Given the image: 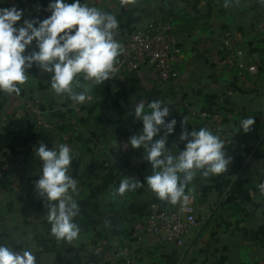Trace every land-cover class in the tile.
Instances as JSON below:
<instances>
[{"label": "crops", "instance_id": "crops-1", "mask_svg": "<svg viewBox=\"0 0 264 264\" xmlns=\"http://www.w3.org/2000/svg\"><path fill=\"white\" fill-rule=\"evenodd\" d=\"M51 2L0 0V8L23 11L18 27L24 20L48 18ZM80 2L116 17L118 41L151 23L169 22L182 49L180 73L161 84L150 66L130 73L118 62L112 79L92 86L91 100L75 104L52 90L50 73L33 65L18 96L0 91V155L25 158L18 185L13 186L7 175L0 179V245L31 250L36 264H264V196L255 190L264 180V0H228V7L225 0H137L127 6L120 0ZM225 30L238 41L244 61L256 66L255 73L243 75L219 65ZM33 50L38 51L35 41L26 54ZM153 100L170 107L166 122L177 121L167 144L173 155L185 147L186 142L179 140L184 118L189 132L207 128L220 139L245 145L242 149L224 144L232 157L228 170L208 178L198 172L187 185L185 192L195 198L196 216L204 219L182 244L153 245L137 229L147 222L151 203L167 209L176 205L160 200L147 185L145 177L152 169L143 148H132V157L141 164L138 175L131 157L119 149L122 140L142 131L135 105L143 101L149 112L147 104ZM27 101L42 102L44 119L62 124L38 130L24 113ZM205 112L210 114L206 120ZM247 117H254L255 124L245 133L240 121ZM162 135L163 129L154 140ZM39 142L49 148L66 144L72 150L69 174L77 181L73 198L79 214L74 222L80 234L71 243L58 242L51 234L48 202L34 189L42 168L35 155ZM126 177L143 186L114 198ZM123 249L128 256L115 257Z\"/></svg>", "mask_w": 264, "mask_h": 264}, {"label": "clouds", "instance_id": "clouds-1", "mask_svg": "<svg viewBox=\"0 0 264 264\" xmlns=\"http://www.w3.org/2000/svg\"><path fill=\"white\" fill-rule=\"evenodd\" d=\"M136 3L137 0H120L121 6ZM224 6H229L228 0ZM48 10L51 12L48 18L24 20L17 27L23 11L16 7L0 8V91L18 96L19 86L29 80L28 70L36 65L42 72L51 74V88L57 95H66L75 104H84L91 100L92 86L112 79L116 71L118 57L124 51L115 38L118 21L113 14L81 4L80 0L73 3L54 0ZM33 41L38 51L26 54ZM147 108L149 112L145 111L143 101L135 105V119L142 121V131L132 135L129 143L134 149H144V159L152 169L145 180L157 197L173 205L186 204L189 197L185 189L197 173L204 178L219 175L228 170L232 157L224 151L220 137L207 128L189 132L185 127L186 118L179 136L180 141L186 142L185 147L173 155L167 144L177 121L166 122L170 107L161 100H153ZM254 124V117L241 119L240 129L248 133ZM162 129L164 135L154 140ZM35 155L42 161V168L34 189L38 197L48 202L51 234L58 242L71 243L80 234V227L74 222L79 214L78 203L73 198L77 181L69 174L72 150L66 144L49 148L39 142ZM142 186L139 180L126 177L113 197L124 196ZM258 187L264 194V183ZM0 264H36V257L31 250L15 251L0 245Z\"/></svg>", "mask_w": 264, "mask_h": 264}, {"label": "built area", "instance_id": "built-area-1", "mask_svg": "<svg viewBox=\"0 0 264 264\" xmlns=\"http://www.w3.org/2000/svg\"><path fill=\"white\" fill-rule=\"evenodd\" d=\"M26 1V0H24ZM224 54L219 65L230 71H238L240 74L255 73V65L244 61L242 52L239 49L238 41L232 32L225 30L223 33ZM123 46V53L118 57L119 65L127 72L138 71L144 65L150 66L161 84H168L179 76V65L182 57V49L173 33L172 25L169 22H154L142 30H136L123 36L120 41ZM26 116L36 122L38 130H53L62 124L61 120L54 123L47 122L43 117L42 102L27 101L24 104ZM209 112H205L202 117L208 119ZM73 118V117H72ZM75 126L76 120L71 119ZM224 144L231 147L239 146L244 149L245 145L237 144L232 139L221 138ZM119 149L125 156L131 157V165L138 175L141 169L140 162L132 157V147L127 139L119 143ZM25 167L24 156L0 155V179L7 175L13 186L18 185ZM264 180L257 183L255 190L261 196L259 185ZM189 200L186 204L177 203L174 209H167L159 202L149 205L147 212V222L137 227L142 230L145 237L153 245H161L167 242L182 244L183 240L199 228L203 219L196 216V203L194 196L185 192ZM128 250L123 249L115 254V257H127Z\"/></svg>", "mask_w": 264, "mask_h": 264}, {"label": "trees", "instance_id": "trees-1", "mask_svg": "<svg viewBox=\"0 0 264 264\" xmlns=\"http://www.w3.org/2000/svg\"><path fill=\"white\" fill-rule=\"evenodd\" d=\"M173 33H174V35H175V31H174V29H173ZM176 36V35H175Z\"/></svg>", "mask_w": 264, "mask_h": 264}]
</instances>
